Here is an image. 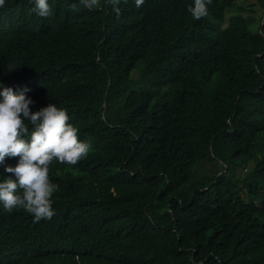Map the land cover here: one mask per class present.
<instances>
[{"label": "trees", "instance_id": "1", "mask_svg": "<svg viewBox=\"0 0 264 264\" xmlns=\"http://www.w3.org/2000/svg\"><path fill=\"white\" fill-rule=\"evenodd\" d=\"M241 1L6 0L0 84L91 150L50 165L51 220L0 204V264H264V0Z\"/></svg>", "mask_w": 264, "mask_h": 264}, {"label": "clouds", "instance_id": "2", "mask_svg": "<svg viewBox=\"0 0 264 264\" xmlns=\"http://www.w3.org/2000/svg\"><path fill=\"white\" fill-rule=\"evenodd\" d=\"M34 4L31 9L39 17L48 18L52 9L48 0H29ZM120 0H105L110 4L117 17L120 15ZM101 0H79L84 8L94 9ZM127 3V0H125ZM140 8L144 0H134ZM212 0H193L188 12L193 19L200 20L208 15V6ZM6 0H0L3 8ZM71 11L78 5L72 3ZM0 166L6 158H18L16 166H5L9 177L0 182V204L3 210L11 213L23 210L34 217L35 222L51 220L55 216L52 197L58 191V185L49 178L50 165L53 161L60 164L76 165L85 159L91 150L88 142L79 138V129L69 123L66 110L49 104L36 112L30 105L35 102L26 95L30 89H23L18 94L11 87L0 84Z\"/></svg>", "mask_w": 264, "mask_h": 264}, {"label": "rangeland", "instance_id": "3", "mask_svg": "<svg viewBox=\"0 0 264 264\" xmlns=\"http://www.w3.org/2000/svg\"><path fill=\"white\" fill-rule=\"evenodd\" d=\"M252 2H253V0H247V1H244L243 0V1H241V4L245 7V9L247 8L246 11L243 12L244 13V16H247V13H250L249 12V10H250V4ZM254 8L257 9V11H258L257 13H255L256 20H259L261 14L263 13V10L260 7H258V6H255ZM236 12H238V11L230 10L228 12V17L232 16V14H234ZM256 23H257V21L253 25L256 26Z\"/></svg>", "mask_w": 264, "mask_h": 264}]
</instances>
